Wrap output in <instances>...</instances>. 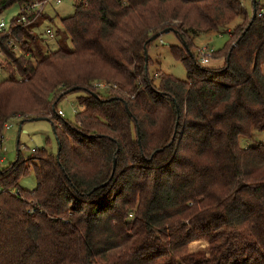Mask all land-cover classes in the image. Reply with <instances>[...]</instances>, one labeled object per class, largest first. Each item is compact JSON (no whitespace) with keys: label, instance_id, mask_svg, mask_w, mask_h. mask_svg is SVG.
I'll list each match as a JSON object with an SVG mask.
<instances>
[{"label":"trees","instance_id":"16d2710c","mask_svg":"<svg viewBox=\"0 0 264 264\" xmlns=\"http://www.w3.org/2000/svg\"><path fill=\"white\" fill-rule=\"evenodd\" d=\"M35 1L47 0H0V16L20 8L0 29L11 75L0 83V139L14 119L45 117L59 157L35 150L26 161L18 144L0 168V264H264V141L240 144L264 134L257 1L251 14L242 0H77L61 21L72 48L32 61L17 46L34 56L31 26L46 15L18 20ZM166 30L187 80L158 72L156 84L146 50ZM215 34L229 35L212 49L222 67L192 53L196 37ZM96 80L118 90L97 98ZM79 92L76 121L59 117ZM31 168L37 186L25 191ZM196 241L208 253L191 252Z\"/></svg>","mask_w":264,"mask_h":264},{"label":"rangeland","instance_id":"374dc122","mask_svg":"<svg viewBox=\"0 0 264 264\" xmlns=\"http://www.w3.org/2000/svg\"><path fill=\"white\" fill-rule=\"evenodd\" d=\"M62 3L58 4L57 0H48L45 3V17L38 18L34 25L31 26L33 35L36 34L39 36L40 40L37 41L36 45L31 43L30 48H33L34 56L29 52L25 53L21 47L17 46L19 54H24L27 58H32V61L38 57V52L47 54L50 51H57L58 49L69 50L72 48L71 41L68 37H65L63 34L62 19L68 18L75 13V8L78 3L77 0H61ZM259 4V8L263 12L264 9V0H256ZM244 6L252 14L253 12V0H242ZM20 12L19 6H14L12 9L0 16V22L5 21L7 26L10 25V22L13 18L17 17ZM44 14V13H42ZM236 21L231 25L234 27ZM52 29L55 38L51 39L47 36L46 31ZM35 35V36H36ZM44 41L48 44V47L45 45ZM229 41V35H208L196 37L193 41L192 53L201 57L204 50L213 49V50H222L227 42ZM181 45L180 41L173 32L162 33L158 38L152 41L149 50L147 51L148 56L153 61V64L149 67V74L153 77L156 84L159 82V74H166L175 77L176 79L186 81L187 80V71L184 65L175 60L170 52V46ZM40 49H36L34 47ZM45 46V48H44ZM236 46V44L234 45ZM38 51V52H37ZM190 52V51H189ZM209 52V51H208ZM221 54V53H220ZM213 56V54H212ZM224 55H218L217 60H212L216 63L215 65L222 67L224 65ZM5 59L3 56H0V83L7 78H10V74L4 69ZM213 63V64H214ZM100 86V87H99ZM96 87L99 89H96ZM91 88L97 90L98 93H93L97 98V94L101 96H108L109 93H113L115 90H118L117 85L105 80H96L91 83ZM63 87H59L58 91L52 95V102L55 99H58L59 94H62ZM82 93H70L65 96L58 105L59 112H63L65 117H61L67 121L74 122L76 121V113L80 110L78 106L77 98L80 97ZM58 112V115H59ZM60 117V115H59ZM45 118V117H38ZM47 120L35 121L30 120L27 122H22L23 120L14 119L10 123L11 128L9 131H4V135L0 139V168L6 169L13 165L18 157V144H20V153L26 161L32 156L33 151L35 150H46L48 153L57 156L58 154V144L56 137L54 135L53 127L48 118ZM58 126L62 128L61 124L58 123ZM21 128V133L19 129ZM264 141V134L255 133L252 139H240L241 146L257 145L260 142ZM20 188L25 191H33L36 189L37 181L35 179L34 170L32 168L19 182ZM191 252L198 253H208L209 246L205 241H196L191 243L189 246Z\"/></svg>","mask_w":264,"mask_h":264},{"label":"built area","instance_id":"2783aa9c","mask_svg":"<svg viewBox=\"0 0 264 264\" xmlns=\"http://www.w3.org/2000/svg\"><path fill=\"white\" fill-rule=\"evenodd\" d=\"M47 1H48V0H47ZM47 1H46V2H47ZM46 2H45V3H46ZM45 3L41 2V1H35V2H33V3H29V4H27V5L25 6V8H24V12H25L26 15H22L21 18L18 20V22H25V21H26V17H27L28 15H31V14H33V13H36V14H37V13L43 12L44 9H45ZM57 3H58V4H61L62 1H61V0H57ZM263 12H264V10H263ZM6 28H7V24L3 22V23L0 25V29H6ZM46 34H47L48 37L53 38V32H52L51 29H48V30L46 31ZM208 51H209V52H208ZM213 53H214V51H213L212 49L204 50V52L202 53L201 57L199 58V62H200V64H202V65H207V64H209V61H210V59H211ZM99 87H100V86H99ZM96 89H98V88L96 87ZM98 90H99V89H98ZM59 115H60V117H65L64 113L61 112V111L59 112ZM10 127H11V125L8 124V125L6 126L5 131H8V130L10 129ZM17 193H19V191H15V192H14V194H17Z\"/></svg>","mask_w":264,"mask_h":264},{"label":"water","instance_id":"95a60500","mask_svg":"<svg viewBox=\"0 0 264 264\" xmlns=\"http://www.w3.org/2000/svg\"><path fill=\"white\" fill-rule=\"evenodd\" d=\"M254 2H256V0H253ZM171 30H166L165 32L163 33H167V32H170ZM159 36H155L154 38H152L151 41L155 40L156 38H158ZM146 61L148 62V53H147V50H146ZM35 121H42V120H47L45 118H35L34 119ZM19 133H21V128L19 129ZM57 157H59V154H57Z\"/></svg>","mask_w":264,"mask_h":264},{"label":"crops","instance_id":"0c3cea01","mask_svg":"<svg viewBox=\"0 0 264 264\" xmlns=\"http://www.w3.org/2000/svg\"><path fill=\"white\" fill-rule=\"evenodd\" d=\"M45 10V9H44ZM43 13H45L44 11H43Z\"/></svg>","mask_w":264,"mask_h":264}]
</instances>
